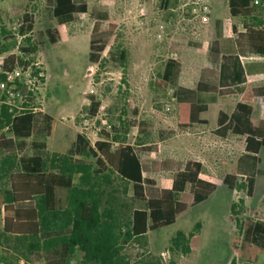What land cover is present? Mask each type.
Listing matches in <instances>:
<instances>
[{
  "label": "rangeland",
  "instance_id": "1",
  "mask_svg": "<svg viewBox=\"0 0 264 264\" xmlns=\"http://www.w3.org/2000/svg\"><path fill=\"white\" fill-rule=\"evenodd\" d=\"M86 2V14L74 15L70 22H64L53 16V0H0V61L15 56L20 62L9 79L0 81L5 84L0 98V137L12 139L1 120L2 108L8 107L2 102L20 106L19 92L25 106L37 108L32 137L15 141L16 153L7 154L0 149V195L9 192L10 176L20 171L21 157L42 155L47 172L56 170L54 166L60 158L55 155L68 156L74 162L91 166L90 172L100 171L88 151L80 156L71 153L77 134L85 138L89 147L98 140H105L104 133L109 136L107 140L112 150L120 145H130L136 150L155 147L153 154H138L159 162L166 158L177 160L172 147L174 138L179 140L181 136L176 125L179 102L191 99L206 104L208 111L204 118L212 129L217 124L219 111L232 112L237 100L196 91L200 66L209 57L210 32L220 51L218 71L220 68L231 71L264 68L263 57L238 53L237 34L233 33L234 28L238 33L243 32L244 22L264 23V0L254 1L255 12L248 19L232 17L228 0ZM26 13L33 17L35 31L57 32V42L51 44L46 37L35 52L25 53L23 50H30L33 43L31 33L22 35L20 32ZM94 26L99 31L114 26L112 37L103 42L104 51L97 62L91 61L89 49ZM196 44L201 47H195ZM171 60L177 63V72L172 82L162 89L157 82L162 80L165 66ZM225 85L229 88L223 90L231 95L237 93L236 83L227 80ZM92 100L100 104L94 117L89 112ZM259 104L260 100H256L253 105L254 116H258ZM52 120L55 131L51 141ZM35 142L48 143L52 153L36 151ZM242 147L240 139L238 152ZM258 160L252 192L244 175H237L235 189L225 185L224 176L234 173L231 162L212 173L216 190L206 202L195 206L174 225L140 239L126 238L132 212L145 206L133 199L131 184L110 168L100 175L91 174L85 182L76 175L75 183L83 190L93 188L97 192L100 212L105 220L110 219L119 238L115 257L118 264H231L235 259L232 240H243L240 224L257 219L254 211L264 204V148ZM208 176L207 171L202 177L207 179ZM148 177L156 181L158 189L171 187L172 176L167 172L158 171ZM197 224L202 226L200 233ZM191 228L202 240L196 250L189 248L192 236L182 234ZM54 231H50V235L54 236ZM178 234H182L179 239ZM48 238L49 232L37 239L6 234L0 217V264L28 263L34 256L46 264L44 246ZM81 260L83 254L76 250L69 264H80ZM236 264L244 262L237 260ZM256 264H264V252Z\"/></svg>",
  "mask_w": 264,
  "mask_h": 264
},
{
  "label": "trees",
  "instance_id": "2",
  "mask_svg": "<svg viewBox=\"0 0 264 264\" xmlns=\"http://www.w3.org/2000/svg\"><path fill=\"white\" fill-rule=\"evenodd\" d=\"M255 0H228L229 12L232 17L251 18L255 12ZM88 12L86 0H53V16L61 21L70 22L74 15H84ZM102 17H106L102 15ZM35 22L28 13L24 14L20 32L22 35L31 33L32 48L23 50L33 53L38 46L45 43L48 37L51 44L57 42L58 33L53 30L35 31ZM243 32L237 34L235 45L242 55L253 54L264 57V23L242 24ZM114 26L106 31H99L94 26L89 37L90 59L97 62L100 53L104 51L103 42L112 37ZM208 36L209 57L202 61L199 69L196 91L203 94L229 96L232 93L219 88L220 51L212 32ZM195 47L200 48V44ZM20 63L15 56L0 61L2 72L0 81H6L7 74L14 71ZM177 63L167 62L162 80L157 85L164 89L173 80L177 72ZM221 79V78H220ZM236 81V80H235ZM237 81H241L238 76ZM242 93V100L237 103L231 115L219 111L217 123L223 127L227 123L232 125V133L245 138V155L239 160V168L248 178L250 192L254 189L258 155L264 148V87L238 88ZM262 99L259 116L254 117L252 102ZM100 107L98 102L91 101L90 115L95 116ZM208 110L207 105L199 104L195 100L185 99L178 104V129L184 131L195 124L206 125L201 115ZM37 114L31 112L13 115L7 107L1 111V120L8 127V133L16 140L30 139L33 135ZM143 129V128H142ZM55 122L51 124V139L54 136ZM105 140H98L93 147H89L81 134L76 135L74 155H83L88 151L95 158L98 172H90L91 166L74 162L68 156L60 158L56 170L47 172L46 162L42 155L21 157L20 171L11 174V190L0 195V215L3 213L4 233L38 238L42 233L55 231L49 236L45 244L47 264H69L76 250L83 254V261L88 264H118L119 238L115 234V226L100 212V200L97 192L90 188L83 190L75 183L76 175L81 181L90 179L91 174H103L112 169L127 183L131 184L133 199L145 204L142 209H135L128 227L126 238H144L148 232L170 227L176 221L187 215L191 210L206 202L215 192L214 182L201 176L202 164L197 161H180L166 158L159 162L151 158H141L138 154H153L155 147H142L136 150L130 145H120L115 150L108 139V134H102ZM36 151H45V143H33ZM0 149L7 154L16 153V146L12 139L0 137ZM53 162V161H52ZM164 171L172 176L169 189H158L156 181L149 178L150 174ZM238 172L228 174L224 183L230 189H235ZM187 186L190 192L186 191ZM255 220H246L240 224L243 240H232V253L236 261L244 264H256L264 252V204L261 209L254 211ZM200 228V224L196 225ZM182 237L178 234L177 239ZM200 238H192L191 250L199 247Z\"/></svg>",
  "mask_w": 264,
  "mask_h": 264
},
{
  "label": "crops",
  "instance_id": "3",
  "mask_svg": "<svg viewBox=\"0 0 264 264\" xmlns=\"http://www.w3.org/2000/svg\"><path fill=\"white\" fill-rule=\"evenodd\" d=\"M238 76L241 78V81H237ZM227 80L229 82L236 83L235 86L238 88L264 87V68L262 66H259L257 69H254V70L244 69V70H232V71L220 68L219 70V88L220 89L229 88V85H225V82ZM228 97L237 98L235 105H234V108H235L237 103H239L242 100V93L237 92L236 94L230 95ZM216 99H224V97H217ZM256 100H260V104H259V110H260V106L263 104V101L262 99L256 98L252 102V106L254 105ZM253 110H254V107H253ZM220 111H223V110H220ZM232 112L227 113V114L231 115ZM254 112H253V115H254ZM204 114L201 115V119L206 121V119L204 118ZM258 116H259V113H258ZM258 116H254V117H258ZM176 125L178 126V116L176 118ZM180 135L181 136L179 140H177L178 138L177 139L174 138V146L172 147V149L176 153L174 155V158L182 161L183 163H186L188 161L200 162L202 164L201 176H203L204 172H207V171L209 172V176L206 180L213 181L214 178H213L212 173L214 171H218V170L220 171L221 168L223 167L229 166L231 162H233L232 172L233 171L238 172V175L243 176V172L239 168V160L245 155V138L236 136L232 133L231 123H227L223 127H219L217 123L215 127H213L212 129H209L208 123L206 121V125L195 124L184 131H180ZM12 139L14 138L12 137ZM240 139L243 140V147H242L241 152H238L240 149ZM27 140L28 139L21 140V141H27ZM52 140L53 138L51 139V141ZM15 141L17 140L14 139V143L16 146V152H17V143ZM45 145H46V150L51 152L49 150L48 143H45ZM58 154H62V153H58ZM226 175L224 176V178L226 177ZM188 187L189 186H187V188ZM187 188H186V191H187ZM10 190H11V183H10ZM0 217L2 219L3 228H4V219H3L2 212H1ZM193 230L194 228H191L190 230L187 231V233L182 232V234H184L185 236H189V235L192 236L190 239L189 245L191 244L193 237H196V236L199 237L198 233H194ZM201 230H202V226L200 227L199 233L201 232ZM151 233L152 232H148L145 237L150 236ZM40 236H38V238ZM49 236H51L50 233H49ZM201 242L202 240L200 238V244ZM41 260H42L41 258L39 259L37 256H34V257H31L28 263L21 262L20 264H42ZM46 264H47V259H46ZM80 264H85V263H83V261L81 260Z\"/></svg>",
  "mask_w": 264,
  "mask_h": 264
},
{
  "label": "built area",
  "instance_id": "4",
  "mask_svg": "<svg viewBox=\"0 0 264 264\" xmlns=\"http://www.w3.org/2000/svg\"><path fill=\"white\" fill-rule=\"evenodd\" d=\"M200 1V0H198ZM12 75V73L7 74V78L9 79V77ZM5 90V84L4 83H0V98H1V93ZM30 90V89H29ZM11 97H14V93L11 94ZM6 99H8L6 97ZM17 99H20V106H13L10 102H2L3 104L7 105L9 112L12 113L13 115H19L22 113H26V112H31L33 114H36L37 108H33V107H27L25 106V101L23 100V96L17 92Z\"/></svg>",
  "mask_w": 264,
  "mask_h": 264
}]
</instances>
